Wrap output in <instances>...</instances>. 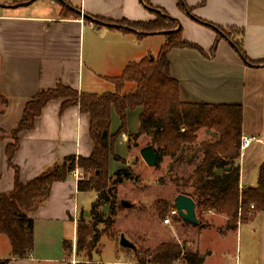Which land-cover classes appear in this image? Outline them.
I'll return each instance as SVG.
<instances>
[{
    "label": "crops",
    "instance_id": "1",
    "mask_svg": "<svg viewBox=\"0 0 264 264\" xmlns=\"http://www.w3.org/2000/svg\"><path fill=\"white\" fill-rule=\"evenodd\" d=\"M184 2L191 12L182 8L179 0H0V194L14 189L15 167L20 170L21 181L28 183L68 158H90L95 149L90 114L79 105L64 109L65 100L56 99L37 117L33 129L20 133V148L10 166L6 146L12 138L7 136L22 120L28 101L58 83L80 93L112 92L116 88L112 78L121 76L131 63L157 57L167 42L163 32L140 36L141 30L126 32L86 21L83 14L136 23L154 22L161 15L174 19L182 28L183 39L203 50L177 47L168 54L172 76L180 84L181 101L242 105L243 135H264V65L246 63L231 41L220 38L205 24L235 29L233 34L240 31L239 39L249 59L264 61V0ZM142 113V107L128 109L127 131L120 133L115 143V154L122 161L111 157L110 176L132 166L137 149L141 154L131 135L140 132ZM121 126L113 108L112 134ZM263 160V144L244 152L241 189L257 185ZM82 193L71 174L67 180L55 182L48 199L30 213L35 220L31 255L13 258L9 264L83 262L77 255V240L82 212L87 215L89 211L81 200ZM204 216L212 218L209 225L178 220L174 240L165 242L178 243L204 256L203 264H264V211L248 222H239L236 230H228L230 218L226 215L207 211ZM65 241L73 243L72 252ZM11 250H0V260L10 258ZM118 264L142 263L133 249L130 260Z\"/></svg>",
    "mask_w": 264,
    "mask_h": 264
},
{
    "label": "trees",
    "instance_id": "2",
    "mask_svg": "<svg viewBox=\"0 0 264 264\" xmlns=\"http://www.w3.org/2000/svg\"><path fill=\"white\" fill-rule=\"evenodd\" d=\"M179 2L182 8L191 12L184 0ZM64 6L76 12L69 4L64 3ZM84 19L97 24L118 25L119 29L126 32L141 30L143 33L140 36L165 32L167 42L157 57L150 56L140 62L131 63L121 76L112 78L111 81L116 86L112 92L80 93L61 83L54 88L40 91L28 101L22 120L7 136L12 138V142L6 146L9 165L13 166L14 157L20 148V133L35 127L37 117L51 101L64 99V109L79 105L84 113L91 116L90 133L95 149L90 158L79 159L85 179L79 181L78 188L81 192L93 190L96 193L97 198L90 209V217L94 220L93 225L105 223L109 229L114 221L112 217L105 219L100 209L110 206L112 215H116L117 186L126 179L135 177L132 166L118 170L114 176H110V160L114 156L116 160L122 161L115 154V143L118 135L127 131L128 109L142 107L140 132L131 135V141H137L143 136L150 138L145 146L153 145L162 154L156 168H160L164 158L171 160L168 171L174 174L172 181L177 187L178 195L192 197L198 212L213 211L228 216V230H236L239 222H248L255 214L263 212L264 160L259 169L257 185L241 189L242 105L181 101L180 84L172 76L168 54L177 47L203 50L183 39L180 25L164 15L148 23L110 21L90 15ZM205 24L216 30L220 38L231 41L246 63L264 65V61L249 59L240 40L237 41L234 37L235 29H226L207 22ZM216 49L217 44L213 51ZM128 85H132L129 90ZM113 108L117 110L122 122L116 134L111 132ZM203 129L213 133H208L209 139L198 143L199 132ZM2 138H6V134L2 133ZM75 161L76 158H68L28 183L21 181L20 170L15 167L14 189L0 194V235L8 236L12 247L10 258L0 260V264H9L13 258H28L31 255L34 249L35 220L30 213L48 199L55 182L68 179L75 168ZM219 170L223 173L219 174ZM161 182L164 184L165 180L162 178ZM158 204L163 206V214L170 207L176 209L175 203L167 200L158 201ZM252 205L254 209L251 208ZM84 217L85 213L79 223L77 255L81 257L88 250L89 260L80 264H102L92 259L91 250L97 247L99 239L97 236L93 240L87 239L86 236L93 232V225L83 226L86 220ZM179 218L176 214L175 219ZM65 246L72 252V242L65 241ZM135 256L142 264H203L205 260L204 256L190 252L175 242L162 243L155 250L137 247Z\"/></svg>",
    "mask_w": 264,
    "mask_h": 264
},
{
    "label": "rangeland",
    "instance_id": "3",
    "mask_svg": "<svg viewBox=\"0 0 264 264\" xmlns=\"http://www.w3.org/2000/svg\"><path fill=\"white\" fill-rule=\"evenodd\" d=\"M234 37L237 41L240 40L239 33L234 34ZM111 90L113 91V89ZM208 133L213 132L205 129L201 130L198 143L209 139ZM149 141L150 138L143 136L135 141L133 145L136 144L137 147L142 149ZM131 161H134L132 167L135 177L126 179L124 183L117 186L118 205L116 215H112L110 206L100 209L104 213L105 219L112 217L114 224L111 228L108 229L105 223H94L93 225L94 220L90 217V209L97 198L96 193L91 190L81 194V200L86 211H89V214L85 215L86 220L83 226L92 227L93 225L92 234L86 237L88 240L96 239L95 236L99 239L97 247L91 250L92 259L96 262L118 264V262L130 260L133 249L121 245L122 235H125L128 240L139 248H156L162 242L174 240L175 228L180 225L177 221L179 220L182 223L181 218L175 219L176 213L174 212L176 209L174 210L170 207L168 212L163 214V206L158 204V201L161 200L175 203V199L178 196L177 187L172 181L174 174H170L168 171L171 160L164 158L160 168L150 167L143 160L137 149ZM162 178L165 180L164 184L161 182ZM123 201L132 203L133 207L124 208L122 206ZM197 216L204 224L209 225L212 222V218L210 216L205 217L202 212L197 211ZM167 218L171 219L172 224L169 226L165 225ZM70 234H72V229ZM10 247L11 241L8 236H1L0 250L7 252ZM88 254V250H85L79 259L83 261L89 260Z\"/></svg>",
    "mask_w": 264,
    "mask_h": 264
},
{
    "label": "water",
    "instance_id": "4",
    "mask_svg": "<svg viewBox=\"0 0 264 264\" xmlns=\"http://www.w3.org/2000/svg\"><path fill=\"white\" fill-rule=\"evenodd\" d=\"M83 17L86 18L87 15L83 14ZM108 27H117L118 25L114 24H107ZM136 32H139L136 30ZM165 33V32H163ZM226 37V35H223ZM141 156L143 160L150 166V167H157L160 164V161L162 159V154L160 151L153 145H148L145 146L141 149ZM122 205L124 208H132L133 205L132 203L128 201H123ZM175 206L177 210V214L179 217L184 221L186 224H191V225H199L200 220L197 216V204L195 200L184 194H180L176 197L175 199ZM89 212H87V215ZM121 245L126 248H131V249H137L136 244H134L132 241L128 240L125 235H122L121 237Z\"/></svg>",
    "mask_w": 264,
    "mask_h": 264
},
{
    "label": "built area",
    "instance_id": "5",
    "mask_svg": "<svg viewBox=\"0 0 264 264\" xmlns=\"http://www.w3.org/2000/svg\"><path fill=\"white\" fill-rule=\"evenodd\" d=\"M255 144H263L264 145V135L263 136H246V135H243L241 138V154L243 155L246 150H248L250 147H252ZM71 175L78 181V183H79V181L85 179V173L82 170V168L80 167L79 158H76L75 168L72 170ZM251 208L254 209V206L252 205ZM174 213L177 214V210ZM165 223L170 224L171 219L167 218L165 220ZM72 262L76 263V259L74 258Z\"/></svg>",
    "mask_w": 264,
    "mask_h": 264
}]
</instances>
